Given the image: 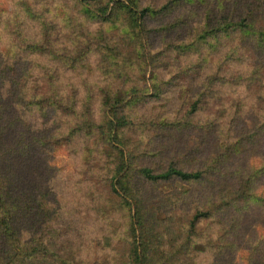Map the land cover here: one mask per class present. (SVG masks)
<instances>
[{
  "label": "trees",
  "instance_id": "trees-1",
  "mask_svg": "<svg viewBox=\"0 0 264 264\" xmlns=\"http://www.w3.org/2000/svg\"><path fill=\"white\" fill-rule=\"evenodd\" d=\"M250 203L264 214V0H0V264H197Z\"/></svg>",
  "mask_w": 264,
  "mask_h": 264
},
{
  "label": "rangeland",
  "instance_id": "rangeland-1",
  "mask_svg": "<svg viewBox=\"0 0 264 264\" xmlns=\"http://www.w3.org/2000/svg\"><path fill=\"white\" fill-rule=\"evenodd\" d=\"M7 1L9 2V0ZM63 78L65 82L68 81V78H70L69 71H64ZM138 80L139 76L137 74L131 75V79H128L125 76H120L117 81L109 82L108 86L115 92L137 84ZM64 85L65 89L68 90L67 84L65 83ZM248 101L247 107L252 110L253 105L250 99ZM194 121H198V119ZM187 129H190V131L183 132ZM187 129L180 131L177 135L171 136L169 142L163 145V149H154L147 154L155 157V160H159L171 151H179L181 148H187L193 143L197 135L196 128L188 127ZM61 154L62 155L57 160H54L55 158L52 160V166L61 170L63 174H69L80 168V158L69 155L67 151H62ZM232 169L234 172L233 165ZM235 177L236 174L234 178ZM75 178L77 177L70 178L69 180H73ZM56 201L64 202V199L60 198ZM256 205L257 204L253 203L233 205L232 214L236 220V224H240L239 231L232 233L235 238L233 242L235 247L229 248V250L221 253L202 251L197 254V264H246L245 260L242 258L243 253H239L243 249L251 250V264H264V245L262 247H258L254 243V234L256 233V229L264 221V214ZM240 210L244 211V215H238V211Z\"/></svg>",
  "mask_w": 264,
  "mask_h": 264
}]
</instances>
